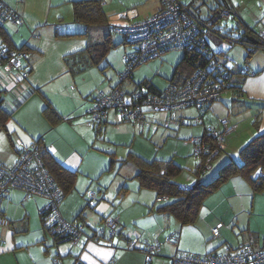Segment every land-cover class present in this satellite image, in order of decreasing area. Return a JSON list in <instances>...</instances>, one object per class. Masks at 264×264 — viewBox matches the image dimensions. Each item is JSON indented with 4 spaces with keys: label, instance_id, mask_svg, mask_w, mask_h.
I'll return each mask as SVG.
<instances>
[{
    "label": "rangeland",
    "instance_id": "374dc122",
    "mask_svg": "<svg viewBox=\"0 0 264 264\" xmlns=\"http://www.w3.org/2000/svg\"><path fill=\"white\" fill-rule=\"evenodd\" d=\"M158 1L159 0H112L110 4L103 3V10L108 21L107 24L89 26L86 34V28L84 27L82 33L88 36L89 44L104 42L106 34H110V42L107 43V50L104 56L100 57L97 63L91 62L87 67L85 66L82 72L69 73L67 81L63 82L62 79H59L55 82L58 88L63 86L60 88L62 93L52 98L59 104L61 112L65 116H63V118L68 119L71 124L62 123L58 125L53 132V136H55L59 142L69 144V147L65 148L67 151L76 150L77 155L74 156L72 160H74V164L76 163L78 165L77 167H73V169L78 168L79 173L77 174L75 188L71 194L83 195L80 198L82 199L83 205L82 214L86 216L85 219L88 223H91L92 218L96 217L97 214H104L109 207L113 208L118 205V201H114L116 195H137L138 186H140L135 176L138 171V166L132 157H127L129 151L135 152V154L145 159H167L173 157L178 164L184 167L183 171L178 176H175L173 180H178L176 182L183 184L181 183L182 180H180L181 177L189 175L190 173L194 175L193 171L195 165H197L196 163H198V158H195L193 155L194 147L187 141L189 137L199 136L203 133L204 129L211 126L212 128H218L219 120L226 116V110L231 112L228 114L231 121L233 119L236 121L240 119L239 124L237 123V130L231 135L232 137L240 132L245 133L246 127H249L248 120L245 121V116L249 113V110L243 109L239 111L236 105H231L232 107L229 106L226 108L225 104H219L217 102V111L210 109L203 114V124L194 121L198 115V110L194 106H189L180 111L171 113L149 111L147 113V119L150 121L149 129L152 128L151 132L146 131V129L140 131L141 128L134 121H114L112 116L113 110L111 109L107 118V123L102 132L98 133L95 127H88L86 125V120H88L86 111L88 112L89 110L87 106L93 101L92 98L95 97L98 91H107L115 86L119 82L120 74L127 69L124 54L130 50V46L123 43V37L120 33L114 30L111 31L110 29H113L116 25H125L126 23L139 21L146 17V15H150L153 9L155 10L158 8ZM195 4L198 7H196V9L191 7V10L202 17H207V14L210 13V7L215 5L213 0H196ZM61 7L66 9V20L70 21L72 17L71 2L66 0ZM7 26L8 23L5 22L4 28ZM216 26L222 27V29H225L223 30L225 32L226 30L230 31V35L233 37L239 35L236 29L237 22H235L234 19H230L226 22L220 21ZM206 39L213 50H226L227 56L230 59V66L237 68L244 64L246 50L241 44L232 41L230 43L224 42L221 43L222 48L219 49V46L215 45L211 39L208 38V35ZM257 51L259 50H256V52ZM256 52L248 59V63L253 61L251 58ZM183 54L184 50H169L159 57L151 58L135 66L132 68V79L128 78L123 81V87L126 90H130L133 83L141 82L144 79H151L159 87H165L172 77L175 65ZM36 93L35 95H31V97L29 96L25 101L27 102L29 100L28 105L31 107L27 113H22L21 110L16 111L25 103L22 102L7 118L5 125L12 135H15V133L19 131V128L25 131L26 127L33 126V120H36L37 116L42 122L44 121L42 116L47 119L42 109L45 103L48 102L40 91H36ZM225 95L228 96V91L223 92L221 97ZM5 99H7V96H5ZM40 103H42L43 106L41 105V107L38 108ZM15 105L17 106L18 103L15 102ZM172 113L173 115H170ZM41 114L42 116H40ZM171 116L175 118L182 116V124L179 126L173 124L166 126L165 121ZM253 134H256L255 130ZM235 145H237V142H235ZM0 148H2L5 153V160H3V162H10L9 160L10 158L12 159L13 152L8 144L6 132L2 129H0ZM224 151L226 155H231L225 162L234 160L239 163L241 161L237 156V152L230 153L227 148ZM222 155L223 154L220 156ZM221 166H219V168ZM214 167L213 163L211 169L204 170L201 179L205 180L206 174L212 171ZM249 187L251 186L249 185ZM87 189L93 190L98 197V203L95 208H89L87 206L84 196V192ZM152 191L153 190L144 188L140 190L139 194H152ZM220 197V195H208L201 206V212L206 209L208 210V217L205 218L207 222L211 220L212 224L215 225L218 220H221L224 223V226L220 229L221 237L219 238L212 237L210 235L211 231L208 230L207 232L202 222L198 220L193 224L180 225L171 215L163 211H158L157 209L160 204H157V202L154 203V205H157L152 212L157 214L159 219L157 217L155 219V216L151 217L150 212V215L147 213L148 215L144 214L137 218V220L129 222V216H133V214L131 210H126L124 214L121 215L128 221L124 223L125 226H121L122 236L127 235L130 239L137 236L141 241L138 243L139 245L137 244V247L141 248L144 239H152L155 229L159 231L163 229L166 236L177 232V245L176 247L171 244L166 245L168 250L174 252L177 248L179 253L196 255H203L206 252L212 251V249L216 253H223L228 248L239 246L244 240L246 241V238L248 240L250 237H255L256 235L251 231L255 230V226H262L264 222V195L249 194L237 196L236 198L233 197L229 200H224L223 203ZM15 199H17V201H15ZM29 200L31 203H28V201L23 202L20 192L12 190L10 195L3 200L2 209L5 210L6 217L11 220V226L18 229L17 235H22L23 238L30 239L33 238L34 234L39 229V232L45 234L46 240L50 244L49 233L47 230H42L41 227V207H37L33 203L34 198H30ZM132 200L133 198H128L126 199V203ZM230 202L231 205H233L232 209H230L231 212L239 211L240 213L236 217L238 223L231 222L230 220L226 207ZM7 203L8 205H6ZM217 203L221 204L222 207L216 208L215 206ZM147 205L149 208L151 207V204ZM212 206L213 208L211 209ZM117 212H119V210H113L108 215L116 218V216H118L116 214ZM219 213L223 215V218L216 219ZM249 215L250 222L249 225H247ZM232 223L234 227H236L235 229L231 227ZM244 223L245 226L242 225ZM99 224L97 223L93 227ZM101 224H103V221ZM226 225L227 228L225 227ZM149 231L150 235L147 236ZM112 239L115 244L119 241L117 235L112 237ZM120 241H123V243L118 244V248L121 249L119 252L121 251L122 253L115 254L114 262L105 264H147L143 249L127 248L122 238ZM96 242L108 243L106 239L102 238L98 239ZM61 243L57 245L53 244L51 249L57 253L58 246L63 244L67 247L66 251L70 250L73 252L75 250L70 242ZM66 259L67 256L63 257V260ZM149 264H166V261L155 256Z\"/></svg>",
    "mask_w": 264,
    "mask_h": 264
},
{
    "label": "crops",
    "instance_id": "0c3cea01",
    "mask_svg": "<svg viewBox=\"0 0 264 264\" xmlns=\"http://www.w3.org/2000/svg\"><path fill=\"white\" fill-rule=\"evenodd\" d=\"M5 1L13 9H15L16 12H18L21 15L23 21L20 24L13 23L11 21L8 22L6 21L8 23V26L4 28V24H3V28L4 30H6V32L9 35L8 39H11L16 46H20L22 44H26L27 46H29L31 50V53L29 55L31 72L28 74L27 78L24 79L20 77L18 72L10 71L7 69L0 70V88L6 90L5 96H7V99H5L4 102V106L10 109L13 107V103H15L16 100L26 97L23 101L25 102L29 96L31 97V95L37 94L35 89H39L42 96H44L47 100H49V102L53 105V107L57 110V112L60 113L63 117L64 114H62L59 104L55 102V100L52 98L62 93L60 91V88L63 86L58 88L55 82L59 79H62L63 82L67 81V76L71 72L69 70L67 63L65 62L64 56L76 51H81L87 46L89 42V38L85 34L87 33L88 27L86 28V32L84 34L82 33V31L85 26L73 20V16L71 17L70 21L66 20V9H63L61 7L62 4L66 2V0H20L19 2H16L15 0H5ZM67 1L71 2V0H67ZM229 1L236 7V10L238 12L237 18H233L234 21L235 22L239 21L240 23H242L244 27L249 28V30H252L251 35L257 38L258 33L260 34L261 30L264 29V0H228V2ZM158 2L159 5L158 8L155 9L156 11L159 10L160 7L162 6V0H159ZM155 10L153 9L150 15L155 13ZM150 15H146V17ZM208 38L211 39V41L215 45L219 46L218 47L219 49L222 48L221 43L225 42L221 40L218 35L213 33L208 34ZM258 50L259 51L257 52L255 51L256 54L253 55L251 58V60L253 61L248 63L247 62L248 59H247L245 60L246 62H244L245 65H247L251 70H253L254 74L245 77V79L242 81V84L240 85L242 89V97L240 98V100L233 101L234 89H230L228 90V96L225 95L213 101L207 110L209 111L210 109H212L214 111H217L216 102L219 104L220 103L225 104L226 108H228L229 106L232 107L233 105H236L238 106L239 111H242L243 109L249 110V113H247L246 116L243 115L245 116V121L248 120L247 122H249V127L248 126L246 127L245 133L240 132L233 137L231 136L233 134L232 133L228 137L227 144L225 148L221 151L222 153L220 152V154L217 155L213 160L215 166L213 170L206 174L205 180H202L200 177V181L202 182L203 181L209 182L210 180H212L217 175L219 166H221L222 163H224L229 157H231V155H226L224 151L226 148L228 152L229 151L230 153L237 152L238 154L239 150L244 146V144L251 139V137L254 135L253 134L254 128L252 126V122L255 119L258 110L260 111V118H259L258 130H256V132L264 131V108L260 110L258 108L259 104L255 102L261 100L264 101V51L260 49ZM239 67H241V65ZM239 67L237 68L233 67V68L236 71H238ZM32 88L34 89L33 92H31ZM245 99L247 100V102ZM28 101L25 102L23 106L16 111L21 110L22 113H27L31 108L30 105H28ZM41 105L42 103H40L38 108L41 107ZM92 105H93V101L90 103L89 106H87L89 110L91 109ZM86 113L88 112L86 111ZM230 113L231 112L230 111L228 112L227 110L225 112L226 114L225 117L228 118L229 120L230 118L228 117V114ZM170 115H173V113ZM40 116H42V114ZM171 117L175 118L174 116ZM42 118L44 119L43 122L37 116V119L33 120V126L26 127L25 131L19 128V131L15 133V135L11 134L10 137L12 141H16V143L20 142L23 145L28 146L33 141L38 139L40 136H43L45 138L46 145L49 148L51 155H53V157L59 163L63 164L69 169L71 168V170L76 171L74 187L70 192H68L63 196L60 203V212L63 218H65L66 220L83 219L87 225L86 234L88 235L90 229L94 228L93 226L96 225L97 223L99 224L104 216H107L113 210L114 211L119 210V212L116 213L118 215L116 216V218L119 220V228L117 234V236L119 237V241H117L115 244L112 239V243L114 244V247H112L109 243H105V242L97 243L96 240L88 238L85 235L84 237H82L78 245L74 247L75 250L73 252L70 250L66 251L67 247L62 244L65 242L62 243L60 242L62 245L58 246L57 249L58 252L55 253L53 249H51V246L53 244L57 245L58 243L54 242L55 240L52 239L50 234H49L50 235L49 240L51 241L50 244L47 242L45 234L43 232L42 233L39 232V229L36 231L33 238L26 239L23 238L22 235H17L16 233L18 229L15 228L14 226H11L12 223H10L9 227L0 226V237L6 239L5 243H0V264H55L53 262V258L56 257V254L59 256L58 264L112 263L115 260L114 259L115 254L122 253L121 251L119 252V250L121 249L118 248V244L123 243V241H120L121 238L122 240L125 241V245L128 240H136L137 241L136 244L141 242L137 236L133 239H130V237L127 235L122 236V227L125 226L124 223L127 221V219L121 215H123L126 210H131L133 216H129L128 221L133 222L142 215L147 213L149 214L151 212L150 213L151 217L155 216L156 219V217L158 218V215L153 213L152 210L156 207L157 204L160 203L154 205V203H156L155 200L156 197L154 191H152V194L151 193H145L146 195H143V193L139 194L140 190L144 189V187L138 186L137 195H116L114 201H118V205L114 206L113 208L109 207L104 214H97L96 217L92 218V222L88 223V221L85 219L86 216L82 214L83 205H82V199L80 198L83 195L71 194V192L75 188L77 174L79 173L78 168L73 169V167H77L78 165L76 163L74 164V160H72V158H74V156L77 155L76 150L67 151V149L65 148L69 147V144L68 143L65 144L64 142H59V140L55 136H53V132L54 130H56L58 125L62 123H67L68 125H70L71 123L68 119L63 118L60 122L51 124L43 116ZM182 118H183L182 116H179L176 119H182ZM239 121L240 119H237V121L233 119L231 122L237 126V123L239 124ZM137 125L139 126V124ZM211 128L212 126L207 129L209 130ZM219 128L220 126L218 125V128L216 129ZM148 131L151 132L152 128H150ZM201 135H203V133L200 134L199 136ZM235 142H237V145H235ZM9 146L11 147L10 144ZM12 152H13L12 159L10 158L9 160L10 162H8L9 164L15 162L16 160V155L13 148H12ZM221 154L223 155L220 156ZM152 159H157V158H152ZM152 159H147V160H152ZM0 160L1 161L5 160V153L2 150V148H0ZM157 160H161V161L171 160L177 166L182 167V171L184 169V167L178 164L173 159V157L167 159H157ZM197 165H195L194 170L197 168ZM190 174L181 177L180 179L182 180L181 183L191 184L195 182V180L197 179V175L195 173L194 175L192 173ZM176 181L178 180H175L174 182ZM176 183L179 184V182ZM249 185L250 184L242 176L238 174H233L227 180H225L217 189H215L213 192H211L208 195H220L221 196L220 199L222 200V203L224 202V200H229L230 198L233 197L236 198L237 196H243L249 194L264 195V187L262 191H254L252 187H249ZM14 191L20 192L19 190H14ZM20 194L22 198L23 195L21 192ZM32 198H34L33 203L37 207H42L46 203V200L42 197L33 196L31 197V199ZM128 198H133V200L129 203H126V199ZM3 200L1 202L0 208H1V213L6 217L5 210L2 209ZM15 201H17V199H15ZM28 203H31L30 200H28ZM147 204L149 205L151 204V207L149 208ZM6 205H8V203ZM232 206L233 205H231V202L229 205L226 206L228 209L227 211L229 213L230 220L231 222L238 223L236 217L240 213L239 211L231 212L230 209H232ZM215 207L220 208L222 207V205L217 203ZM201 208L202 207H200L195 222L197 220L199 222H202L203 227L207 229V232L208 230L211 231V229L217 224H221L220 229L224 226V223L221 220H218L215 225L212 224L211 220L207 222L205 218L208 217L207 216L208 210L206 209L201 212ZM212 208L213 206L211 207V209ZM252 208H253V203H252ZM219 218H223V215L220 213L218 214L216 219ZM248 218L249 220L247 221V225H249L250 222V215L248 216ZM242 225L245 226V223ZM263 225L262 226L259 225L258 227L255 226L254 227L255 230L251 231L254 232V234L256 235L253 238L255 239V243L257 247H261L264 241ZM225 227L227 228V225ZM231 227L233 229L236 228L234 227L233 223L231 224ZM220 229H219V237H221ZM149 235H150V231L149 234H147V236ZM168 236L164 234L163 229L160 231L155 229L152 235V239H144V243L150 240L163 241ZM144 243L141 244L143 245L141 248L144 247ZM166 245H170V244H165L161 248V251L159 253H156L155 256L159 259L160 258L164 259L166 261V264H169V257L174 252H170L166 247ZM137 249H140V247H137ZM65 256H67V259L63 260V257Z\"/></svg>",
    "mask_w": 264,
    "mask_h": 264
},
{
    "label": "built area",
    "instance_id": "2783aa9c",
    "mask_svg": "<svg viewBox=\"0 0 264 264\" xmlns=\"http://www.w3.org/2000/svg\"><path fill=\"white\" fill-rule=\"evenodd\" d=\"M102 2L110 3L111 0ZM228 4V6L217 7L209 21L211 23L217 20L226 22L237 18L236 7L230 1ZM189 5L183 0H162L161 8L152 15L126 25L114 26L113 29L116 32L126 36V43L130 46V50L124 54L127 69L120 74L119 81L128 79L133 67L151 58L159 57L169 50L196 49L199 51L206 46L204 32L200 29V21L190 11ZM7 20L22 22L16 10L11 8L5 0H0V24ZM260 37L264 41V29L261 30ZM204 50L207 51V49ZM207 53V58L210 60L206 69L199 68L183 83L171 82L158 93H151L146 87L140 89L131 87L130 90H126L120 84H116L107 91H98L93 97V106L87 113L86 125L93 127L107 120L111 109L114 121H134L144 128L150 126V121L147 119L149 111L171 113L189 106H194L198 110L194 121L203 124V114L207 111L209 102L219 99L223 92L228 91L234 78L230 66L220 68L222 67L220 59L226 61V64L230 60L226 50L212 51L210 49ZM22 54L24 55V53L0 48V57L8 59L5 66L7 70L21 71ZM21 72L19 73L21 78L28 76L27 72ZM239 72L243 76L254 74L253 70L245 64L239 67ZM177 123V119L173 117L165 121L166 126L177 125ZM219 126V129H209L212 143L205 142L196 136L187 139L193 144V154L203 155L197 166L199 170L206 171L212 168L213 160L225 148L228 137L237 128L226 117L219 120ZM16 144L15 162L9 164L0 160V207L2 200L9 196L12 190H19L22 193L23 202L28 201L34 195L43 196L48 201L42 206L40 213L45 219L49 233L58 237L59 242H70L75 247L86 235L96 241L101 238L106 239L114 247L112 237L118 234L119 220L117 218L104 216L101 219L103 224L100 222L98 226L91 228L88 235L86 234L87 225L83 219L66 220L63 218L60 212L61 193L55 186L53 177L47 171L42 158L43 151L47 150L45 138H39L28 146L20 142ZM257 176L264 177V171L259 170ZM179 185L189 188L192 183ZM84 196L87 206L95 208L98 202L96 193L87 189ZM155 200L157 203L165 202L169 200V196L158 195ZM9 225L10 221L1 213L0 208V226L9 227ZM220 227L221 224H217L211 229L212 237H219ZM177 239L178 233H172L164 241H146L144 247L140 249L145 252L147 264L152 261L156 253L161 251L165 243L176 247ZM5 242L6 239L0 237V243ZM136 243V240H128L126 247L137 248ZM58 257L56 254L53 258L55 264L59 263ZM169 264H264V241L261 247H257L255 239L250 237L239 246L228 248L223 253H216L212 250L203 255L179 253L176 248L169 257Z\"/></svg>",
    "mask_w": 264,
    "mask_h": 264
},
{
    "label": "trees",
    "instance_id": "16d2710c",
    "mask_svg": "<svg viewBox=\"0 0 264 264\" xmlns=\"http://www.w3.org/2000/svg\"><path fill=\"white\" fill-rule=\"evenodd\" d=\"M15 1L19 2L18 0ZM102 1L103 0H71L73 20L82 24L83 26H85V28L89 26H101L107 24L108 22L107 16L103 10ZM195 1L196 0H187L183 2L190 4L189 5L190 11L200 21L201 24L200 29H202L204 32L206 46H204V48H202L199 51H196V49H189V50L178 49V50H184V54L180 58L178 63L175 65L174 71L172 73V77L169 79L168 84L171 82L183 83L199 68L206 69L208 67V63L210 59L207 58V54H208L207 52H210V49L212 51H217V50H213L211 48V45L207 42L206 36L208 34L211 33L216 34L219 36V38L223 39L225 42L230 43L232 41L234 43L241 44L243 47H245L246 50L245 60L249 59V57L258 49L264 51V41L260 37V34L258 33V37L255 38L254 36L251 35L252 30H249V28L244 27L242 23H240L239 21L237 22V26H236L237 32L239 33L237 37H233L232 35H230V31L226 30L225 32L223 31L225 29H222V27H217L216 25L218 22H220L219 20L214 21L213 23L209 21V19L211 18L210 16L217 7L229 5L228 0H213L215 5L213 7H210V13L207 14V17L199 16L198 13H195V11L193 12L191 10V7H193V9H196V7H198L195 6ZM17 14L21 17V15L18 12ZM8 21L10 20H7V22ZM11 22L20 24V22H14V21ZM3 24H0V42H1L0 48H5V50L7 51H14L16 53H24V55L22 54L23 56L21 57V65H22L21 71H25L29 74L31 72V65L29 59L31 50L29 46H27L26 44L16 46L11 39H8L9 35L6 32V30H4ZM116 26H120V25H116ZM110 30L112 31L114 29L111 28ZM120 34L123 37V43L126 45L127 44L126 36L123 35L122 33ZM109 35L110 34H106L104 42L94 43V44L88 43L83 50L65 55L64 59L69 67L70 72L79 73L82 72L85 66L87 67L88 64H90L91 62L97 63L100 57H103L107 50V43L110 42ZM249 36L254 37L255 40L249 41L248 40ZM207 47L209 48V50ZM204 49H207V51H205ZM7 61H8L7 58L0 57V70L6 69L5 66ZM219 61L220 64L222 65V67L220 66V68L222 69H224L223 67L225 66L227 67L230 66L229 61L227 62V64L226 61H223L221 59ZM229 68H231L234 78L228 90L234 89L233 101H239L240 98L242 97V89L240 85L247 76L241 75L239 72V68L238 71L236 70L234 71L233 66H230ZM10 71L22 73L21 71L14 69ZM131 73H132V69L128 75L129 79H132ZM122 83L123 81H119L117 85L118 84L122 85ZM134 87L137 89L146 87V89L151 93H158L162 91L163 88H165V87H159L151 79H144L141 82L133 83L132 88ZM35 90L40 91L39 89H35ZM33 91L34 89L32 88L31 92ZM5 93L6 90L0 88V129L6 132L8 142L15 151L17 147L16 141H12L10 137L11 133L7 130L5 122L7 118L11 115V113L24 101L26 97L16 100L15 102L18 103V105L16 106L15 103H13V107L8 109L4 106ZM46 101L48 103H45L42 111L45 113L47 120L51 124L60 122L63 119L62 115L57 112V110L47 99ZM213 101L209 102L207 106V110ZM255 102L259 104L258 108L260 110L264 108V101L261 100ZM259 118H260V111L258 110L256 113V117L252 122V126L255 131L258 130ZM177 121L178 123L176 126L181 125L183 122L182 119H177ZM106 123L107 120H104L99 124H95L93 127H95L96 132L99 133L103 131V128L106 125ZM149 127L141 128V131L145 129L146 131H148ZM42 137L43 136H40L39 138ZM199 137L202 138L205 142L208 143L213 142L212 139L210 138L211 136L209 134L208 129H204L203 135ZM212 145L213 144H211V146ZM203 154H205V152H203ZM237 155L241 160L240 163H237L234 160H229L225 162L224 164H222L220 168H218L217 175L209 182L200 181V177L203 171L196 168L194 170V173L197 175V179L195 180V182L192 183V186L189 188H183L178 183L174 182L173 178L182 171V167L177 166L171 160H167V161H161L157 159L147 160L142 156L135 154V152L132 151H129L127 157H132L135 160L134 162H136V165L138 166V171L135 176L139 181L140 187L153 190L155 193V197L163 194L169 196V200L165 202H161L162 204L160 203L157 210L163 211L171 215L174 219H176L180 223V225H186V224H193L195 222L200 207L202 206L208 194H210L215 189H217L225 180H227L233 174H238L242 176L250 184V186L254 191H262L264 187V177L257 176V173L259 170L264 171V131L261 132L257 131L256 134L252 136L251 139L244 144V146L239 150ZM202 156L203 155L201 156L194 155V157L199 159V162H200V157L202 158ZM42 158L47 171L53 177L54 184L61 193V196L63 198V196L68 192H70L74 187L76 171L71 170L66 166H64L63 164L59 163L53 157V155H51L48 147L47 150L43 151ZM199 162L197 164H199ZM34 196L42 197L46 200V202L48 201L47 198L43 196L40 195H34ZM40 222L43 230H47V232L49 233V229L46 226L45 219L41 213H40ZM51 237L53 240H55L54 242L60 243L58 237H56L55 235H51Z\"/></svg>",
    "mask_w": 264,
    "mask_h": 264
},
{
    "label": "water",
    "instance_id": "95a60500",
    "mask_svg": "<svg viewBox=\"0 0 264 264\" xmlns=\"http://www.w3.org/2000/svg\"><path fill=\"white\" fill-rule=\"evenodd\" d=\"M248 40H249V41H253V40H255V39H254V37L249 36V37H248Z\"/></svg>",
    "mask_w": 264,
    "mask_h": 264
},
{
    "label": "bare ground",
    "instance_id": "6f19581e",
    "mask_svg": "<svg viewBox=\"0 0 264 264\" xmlns=\"http://www.w3.org/2000/svg\"><path fill=\"white\" fill-rule=\"evenodd\" d=\"M248 48H250V47H248ZM93 106V105H92ZM92 108V107H91Z\"/></svg>",
    "mask_w": 264,
    "mask_h": 264
}]
</instances>
